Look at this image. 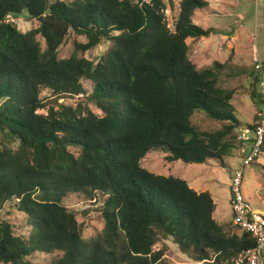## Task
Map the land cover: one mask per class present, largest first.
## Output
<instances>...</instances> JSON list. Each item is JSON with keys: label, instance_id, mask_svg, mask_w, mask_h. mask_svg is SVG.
I'll list each match as a JSON object with an SVG mask.
<instances>
[{"label": "trees", "instance_id": "1", "mask_svg": "<svg viewBox=\"0 0 264 264\" xmlns=\"http://www.w3.org/2000/svg\"><path fill=\"white\" fill-rule=\"evenodd\" d=\"M168 6L174 0H0V211L14 204L28 225L18 234L0 219V264H37L36 253L50 264H168L152 249L162 237L196 261L236 264L255 246L233 220L215 219L210 192L140 165L165 147L169 162L227 167L239 148L234 89L222 85L235 71L218 61L199 68L186 43L214 31L195 22L209 2L181 0L173 30ZM24 11L38 23L27 31L10 21ZM71 32L84 42L59 58ZM102 41L107 51L86 58ZM256 64L248 95L259 109ZM82 80L92 84L86 100L101 114L80 102L47 107L41 98L43 90L83 97ZM196 113L221 127L201 130ZM71 193L94 201L104 221L87 242L63 202Z\"/></svg>", "mask_w": 264, "mask_h": 264}, {"label": "rangeland", "instance_id": "2", "mask_svg": "<svg viewBox=\"0 0 264 264\" xmlns=\"http://www.w3.org/2000/svg\"><path fill=\"white\" fill-rule=\"evenodd\" d=\"M180 1L174 0V8L168 6L165 11L168 27L171 30L174 29ZM208 2L210 9L197 13L195 22L203 28H213L214 31L208 37L188 38L186 43L190 48L189 55L199 68L210 67L214 61H218L223 64L228 63V67L235 71L234 75L224 77L222 85L234 89L231 103L234 114L240 122L238 128L248 127L249 124L254 123V116L259 110L251 101L248 91L252 82L250 73L256 59L264 62V0H208ZM26 14L24 11L10 21L22 31L36 27L37 21L30 20ZM75 41L84 42V39L71 32L59 49V58H67L72 54ZM109 46V41H102L84 55L88 59L96 60L107 51ZM239 69L240 71H237ZM82 84L86 91L83 97L82 95L59 97L50 90H43L41 98L44 99L47 107H56L59 102L75 106L80 102L87 104L95 114H101L100 110L86 100V96L92 91V84L87 80H82ZM47 107L38 112L46 114ZM192 122L201 130H217L222 125L198 113L193 116ZM70 150L74 154L77 153L74 148ZM168 155L169 152L165 147L154 148L140 161V165L155 174L182 178L198 193L210 192L216 203L215 219L222 224L233 220L230 206V178L231 171L239 166L237 151L233 150L227 158V167H222L212 160L199 164H186L181 160L169 162L166 160ZM242 192L250 210L264 217V154H259L253 163L244 167ZM63 202L75 213L84 241L87 242L101 233L104 221L94 201L71 193ZM0 219L9 220L15 233L27 234L26 215L16 210L14 204H7L0 211ZM152 249L162 250V258L168 264H217L213 258L208 261H196L191 253L182 252L169 237H162ZM31 260L37 264L51 263L49 256L40 253L34 254Z\"/></svg>", "mask_w": 264, "mask_h": 264}, {"label": "built area", "instance_id": "3", "mask_svg": "<svg viewBox=\"0 0 264 264\" xmlns=\"http://www.w3.org/2000/svg\"><path fill=\"white\" fill-rule=\"evenodd\" d=\"M256 69L258 70V94L260 98V108L258 120L254 129L240 127L236 132L239 142L238 163L236 170L231 171L230 184V206L233 213L234 223L242 230L250 233L255 239V246L243 251L236 264H263L264 263V217L253 213L242 192V179L244 167L253 163L255 157L261 152L260 147L264 141V71L261 70V63L256 59Z\"/></svg>", "mask_w": 264, "mask_h": 264}, {"label": "clouds", "instance_id": "4", "mask_svg": "<svg viewBox=\"0 0 264 264\" xmlns=\"http://www.w3.org/2000/svg\"><path fill=\"white\" fill-rule=\"evenodd\" d=\"M249 127V126H248ZM230 197H231V193H230ZM233 214V213H232ZM234 221V220H233Z\"/></svg>", "mask_w": 264, "mask_h": 264}, {"label": "crops", "instance_id": "5", "mask_svg": "<svg viewBox=\"0 0 264 264\" xmlns=\"http://www.w3.org/2000/svg\"><path fill=\"white\" fill-rule=\"evenodd\" d=\"M214 200V199H213ZM215 214V213H214Z\"/></svg>", "mask_w": 264, "mask_h": 264}]
</instances>
